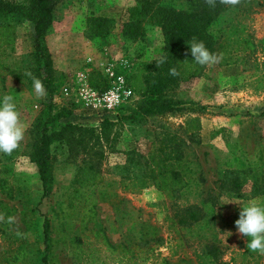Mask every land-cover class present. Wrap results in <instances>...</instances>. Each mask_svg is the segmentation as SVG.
Instances as JSON below:
<instances>
[{"label":"rangeland","instance_id":"obj_1","mask_svg":"<svg viewBox=\"0 0 264 264\" xmlns=\"http://www.w3.org/2000/svg\"><path fill=\"white\" fill-rule=\"evenodd\" d=\"M140 1L55 0L44 35L56 84L51 97L46 93L38 98L34 92L32 76L39 77L32 56L31 24L9 19L14 40L0 46V97L5 93L14 97L26 132L12 154L0 153V166L8 165L21 184L10 199L0 193V203L13 208L11 215L17 218L13 225L0 223V233L24 240L27 262L20 264H40L43 217L49 225L47 264H158L161 257L168 264H264V255L247 248L250 238L239 234L235 225L242 206L252 200L264 205V189L257 187L264 172V0H241L210 24L209 33L229 50L231 59L203 66L199 75L167 92V97L185 102L182 108L190 110L129 121L121 117L138 100L135 91L115 110L100 114L84 106L77 88L81 80L87 82L92 70L99 74L95 78H103L102 66L121 73L130 85L140 84V78L131 81L136 67L157 59L162 51L160 32L153 24L144 22L142 41L126 40L119 33L125 9ZM149 1L178 9L191 2ZM97 16L111 20L104 36L91 31L88 18ZM49 99L68 108L65 121L72 124L96 127L106 118L113 125L98 143L51 147V182L42 196L29 151L32 124L41 102ZM150 140L169 143L168 149L176 146L189 168L186 185L172 200L151 186L133 193L122 186L121 175L138 168L125 167L127 156L141 161ZM84 162L93 164L98 179L77 188L72 179ZM235 174L240 178L237 192L226 184ZM225 200L240 204H222ZM188 206L198 208L201 217L187 226L177 224ZM22 211L27 213L28 228L21 221ZM98 231L111 246L124 248L99 247L100 238L93 236ZM6 233L0 239V251ZM206 245L217 248L218 261L206 258Z\"/></svg>","mask_w":264,"mask_h":264},{"label":"trees","instance_id":"obj_2","mask_svg":"<svg viewBox=\"0 0 264 264\" xmlns=\"http://www.w3.org/2000/svg\"><path fill=\"white\" fill-rule=\"evenodd\" d=\"M54 4L55 0H23L18 3L0 0V46L13 43L14 31L10 18L31 24L34 35L32 56L37 68V75L43 82L49 97L53 95L56 84L53 83L52 64L44 45V35L51 25ZM227 7L220 4L219 0H217L215 8L209 7L205 0H191L185 8L180 9L142 0L125 9L119 23L120 35L126 40L142 41L145 36L144 22L153 24L160 32L162 51L157 59L141 62L136 67L137 70L132 74L131 81L134 82L140 78L141 82L138 86H135L134 83L129 86L139 97L121 118L139 121L152 116L191 109L182 108L185 102L169 98L166 94L179 82L196 77L202 71L203 66L192 61L193 57L188 43L193 37L203 41L211 52L223 54V59L218 64L230 61L229 50L220 47L208 31L210 24ZM88 21L92 33L99 36L106 35L111 26V20L103 16L90 17ZM161 60H164V63L161 64ZM171 68H175L179 75H170L169 69ZM97 75H99L98 72L92 70L88 76L87 84L92 88L102 90L105 88L106 82L104 78H95ZM69 114L66 106H59L49 99L46 102H41L38 114L32 124L33 140L29 151V160L35 165L42 196L47 194L51 182L50 171L53 160L51 147L54 149L68 148L73 143L82 144L91 140L98 143L99 139H105L109 135L113 125L106 118L102 119L96 127L72 124L65 121ZM167 146L170 144H165L162 140H150L141 161L133 156H127V166L125 167L133 164L138 168L131 174L126 172L121 175L122 186L126 191L133 193L151 186L164 194L168 200L176 197L177 192L186 185L187 166L182 152L176 146L172 145L169 149ZM187 169L189 170L188 167ZM9 176H11V182H9ZM259 178L261 184L257 187L264 189V172L260 174ZM97 179V172L94 170L93 164L84 162L73 176L72 181L77 188H80L94 184ZM226 184L232 191H239V176L237 174L230 176L226 179ZM20 185L18 176L13 175L8 165L2 163L0 166V193L10 199L15 192L18 194L21 189ZM0 209L6 215H11L13 212V208L4 203H0ZM88 210L92 219L93 203L89 205ZM26 215L27 213L22 211L21 221L28 228L30 225L25 219ZM200 217L198 208L188 206L184 208L176 222L179 225L187 226ZM4 233H0V239L5 238ZM48 233V221L43 217L41 222L42 247L38 248L40 264H47ZM6 235L7 238L0 251L2 264L27 262L24 240L12 238L8 233ZM93 236L96 239L100 238L99 247L102 246L104 250L124 248L121 244L111 246L100 231L95 232ZM156 242L158 241L156 240ZM204 253L209 260L218 261L219 252L216 247L206 245ZM158 264H168L167 258L161 257Z\"/></svg>","mask_w":264,"mask_h":264},{"label":"clouds","instance_id":"obj_3","mask_svg":"<svg viewBox=\"0 0 264 264\" xmlns=\"http://www.w3.org/2000/svg\"><path fill=\"white\" fill-rule=\"evenodd\" d=\"M205 3L209 7L215 8L217 0H205ZM219 3L226 6H237L241 3V0H219ZM188 44L193 57L192 61L196 64L210 66L219 63L223 59L222 53L211 52L203 41H199L195 37ZM160 63H164V60H161ZM169 74L178 76L179 72L175 68H171ZM28 75L31 76V73H28ZM32 82L36 96L43 98L46 95L43 82L35 76H32ZM25 132L26 129L21 122L14 97L5 93L0 97V153L12 154L23 141ZM226 203L240 204L237 200H225L222 204ZM16 222L17 218L14 215L0 213V223L13 225ZM235 225L239 234L250 238L247 248L252 252L264 255V205L252 200L247 205L242 206L239 217L235 220Z\"/></svg>","mask_w":264,"mask_h":264},{"label":"built area","instance_id":"obj_4","mask_svg":"<svg viewBox=\"0 0 264 264\" xmlns=\"http://www.w3.org/2000/svg\"><path fill=\"white\" fill-rule=\"evenodd\" d=\"M100 70L106 82L105 88L98 90L88 86L85 80H81L77 93L85 107L105 114L131 99L133 91L121 73L113 72L110 66H102ZM63 90L66 92L65 88Z\"/></svg>","mask_w":264,"mask_h":264}]
</instances>
